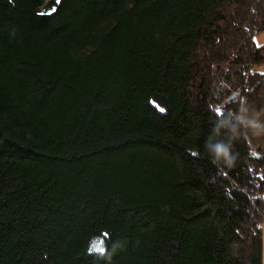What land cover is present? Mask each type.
Returning a JSON list of instances; mask_svg holds the SVG:
<instances>
[{
  "label": "trees",
  "instance_id": "trees-1",
  "mask_svg": "<svg viewBox=\"0 0 264 264\" xmlns=\"http://www.w3.org/2000/svg\"><path fill=\"white\" fill-rule=\"evenodd\" d=\"M259 32L264 0H0V264H264Z\"/></svg>",
  "mask_w": 264,
  "mask_h": 264
},
{
  "label": "clouds",
  "instance_id": "clouds-1",
  "mask_svg": "<svg viewBox=\"0 0 264 264\" xmlns=\"http://www.w3.org/2000/svg\"><path fill=\"white\" fill-rule=\"evenodd\" d=\"M246 111V109H241ZM241 123H245L249 128L253 130H264V124L259 123L256 120H241ZM233 137L236 135V130L231 129ZM206 151L209 153L211 163L217 167H232L235 163V157L231 152L230 144L224 142H208L205 145Z\"/></svg>",
  "mask_w": 264,
  "mask_h": 264
},
{
  "label": "rangeland",
  "instance_id": "rangeland-1",
  "mask_svg": "<svg viewBox=\"0 0 264 264\" xmlns=\"http://www.w3.org/2000/svg\"><path fill=\"white\" fill-rule=\"evenodd\" d=\"M237 98H233L232 100L237 99ZM253 105H255V104H253ZM251 108L252 107L249 104L244 106L243 109H246V111L242 112V116H243L244 120H256L259 123L264 124V109H262L261 114L253 115L252 114L253 112L250 113ZM246 127H247L248 137L250 138V140H252L254 148L264 147V130H259V131L253 130V129L249 128L247 125H246Z\"/></svg>",
  "mask_w": 264,
  "mask_h": 264
},
{
  "label": "bare ground",
  "instance_id": "bare-ground-1",
  "mask_svg": "<svg viewBox=\"0 0 264 264\" xmlns=\"http://www.w3.org/2000/svg\"><path fill=\"white\" fill-rule=\"evenodd\" d=\"M254 37H255L254 38V42H255L256 46L257 47H264V33L263 32H259ZM238 62H240V61H238ZM238 62H237V65H240V63H238ZM200 70L201 71L198 73V78L202 79V78H204V74H203V71H202L201 68H200ZM211 70H212V67L211 68L209 67V69H207L206 71H211ZM260 70L263 71V68H260ZM212 72L215 73V74L217 73V72H214V71H212ZM234 95H235L234 98H237L240 95V92L233 93L230 98H232ZM251 107L252 108L250 109V113L253 112L252 113L253 115L261 114L260 110L264 109V106H262L259 103H255V105L254 106L251 105Z\"/></svg>",
  "mask_w": 264,
  "mask_h": 264
},
{
  "label": "snow or ice",
  "instance_id": "snow-or-ice-1",
  "mask_svg": "<svg viewBox=\"0 0 264 264\" xmlns=\"http://www.w3.org/2000/svg\"><path fill=\"white\" fill-rule=\"evenodd\" d=\"M57 2H59V0H57ZM161 111H163V109H161ZM193 155H195V153Z\"/></svg>",
  "mask_w": 264,
  "mask_h": 264
},
{
  "label": "water",
  "instance_id": "water-1",
  "mask_svg": "<svg viewBox=\"0 0 264 264\" xmlns=\"http://www.w3.org/2000/svg\"><path fill=\"white\" fill-rule=\"evenodd\" d=\"M234 97H235V95L231 99H233Z\"/></svg>",
  "mask_w": 264,
  "mask_h": 264
}]
</instances>
